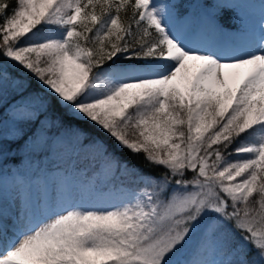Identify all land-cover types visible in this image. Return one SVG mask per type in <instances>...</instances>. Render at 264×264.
Returning <instances> with one entry per match:
<instances>
[{
	"label": "snow or ice",
	"instance_id": "snow-or-ice-1",
	"mask_svg": "<svg viewBox=\"0 0 264 264\" xmlns=\"http://www.w3.org/2000/svg\"><path fill=\"white\" fill-rule=\"evenodd\" d=\"M252 3L0 0V156L72 158L0 194V264H264Z\"/></svg>",
	"mask_w": 264,
	"mask_h": 264
},
{
	"label": "rangeland",
	"instance_id": "rangeland-1",
	"mask_svg": "<svg viewBox=\"0 0 264 264\" xmlns=\"http://www.w3.org/2000/svg\"><path fill=\"white\" fill-rule=\"evenodd\" d=\"M252 2H253L252 4L237 5L238 11H240L241 14L243 15H248L251 13L253 14L255 19H258L261 10V5L259 4L261 0H252ZM51 34L58 35L59 33L54 30L53 33ZM10 113L11 110L9 114ZM4 131H5V138L8 139L9 141H14L19 138L18 135H15L13 132V126L11 120L5 122ZM7 147L8 146L5 147V150ZM48 151H49L48 155L41 156L40 148L29 149V145L25 144L21 151V162L17 166V168L14 171H12L11 174L2 175V176L0 175V194H2L5 199L10 197L14 189V182L18 174H23V176L30 181L33 178V176H35L39 172H42L44 168L55 167L49 170L48 172L44 173L49 176H54L57 174L56 173L57 169L67 168L71 165L72 158H70V155L65 154L61 151H56L55 149ZM3 159H4V154L3 156H0V162ZM112 197L113 199L118 198L119 193L112 194ZM84 202L92 203L87 200Z\"/></svg>",
	"mask_w": 264,
	"mask_h": 264
},
{
	"label": "trees",
	"instance_id": "trees-1",
	"mask_svg": "<svg viewBox=\"0 0 264 264\" xmlns=\"http://www.w3.org/2000/svg\"><path fill=\"white\" fill-rule=\"evenodd\" d=\"M195 2V0H191V2ZM11 108L8 109V114L10 112ZM24 145L17 147L15 144H9L6 150L4 151V159L0 162V175L3 174H11L12 171H14L17 166L21 162V151L23 149ZM130 163H138L139 166H143L142 162H138L136 160H131ZM52 168L55 167H47L44 168L42 171L43 173L48 172ZM40 173V172H39Z\"/></svg>",
	"mask_w": 264,
	"mask_h": 264
}]
</instances>
